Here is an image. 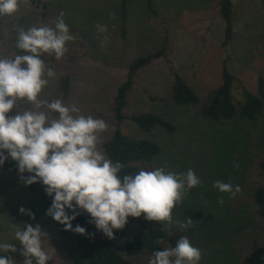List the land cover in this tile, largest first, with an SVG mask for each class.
I'll use <instances>...</instances> for the list:
<instances>
[{
	"label": "rangeland",
	"instance_id": "rangeland-1",
	"mask_svg": "<svg viewBox=\"0 0 264 264\" xmlns=\"http://www.w3.org/2000/svg\"><path fill=\"white\" fill-rule=\"evenodd\" d=\"M147 1L129 0L124 19L120 0H42L39 7L21 0L16 13L0 17V57L23 54L16 47L18 29L54 27L63 12L74 40L67 43V51L60 59L55 54L41 55L46 68L56 75L39 99L49 103L61 99L65 105L80 109L74 115L103 119L108 128L101 134L99 147L104 152L103 143L116 129L112 101L127 79L130 65L138 56L164 49L163 57L139 71L126 111L162 113L176 124L177 131L170 134L158 129L146 134L129 121L122 124V130L137 138L160 142L163 154L158 167L177 173L192 169L200 178L201 183L187 191L172 210L173 223H167L169 230L180 229L175 221H186L187 217L193 220L184 231L201 249L199 264H243L244 256L253 247H264V220L253 212L248 188L264 158V114L254 123L237 120L233 124H214L201 117L196 108L165 106L156 98L170 86L174 73L205 97L221 85L224 66L249 90L256 91L258 79L264 77V0H232L235 33L225 46V22L219 13V0H150L149 5ZM97 24L105 25L107 32L98 33ZM104 36L108 41L106 47H101ZM66 74L71 76V92L64 97L60 79ZM239 93L236 85L234 94ZM32 107L27 101L18 102L19 110ZM15 112L16 109L10 114ZM48 114L51 118L58 116L51 111ZM217 180L233 188L239 186L240 191L235 196L221 192L213 186ZM51 203L52 198L44 200L25 189L20 175L0 167V242L14 243L19 249L12 225L38 223L48 234L43 243L50 256L48 264H70L54 246L56 221L46 214ZM21 207L34 213L35 219L21 214ZM86 214L81 210L79 215ZM152 222L143 215L129 217L123 230L136 233ZM117 250L126 256L120 242ZM0 255L23 264L19 251ZM151 257L142 253L129 259L148 264Z\"/></svg>",
	"mask_w": 264,
	"mask_h": 264
},
{
	"label": "clouds",
	"instance_id": "clouds-1",
	"mask_svg": "<svg viewBox=\"0 0 264 264\" xmlns=\"http://www.w3.org/2000/svg\"><path fill=\"white\" fill-rule=\"evenodd\" d=\"M21 0H0V17L10 16L19 9ZM98 33H106L105 25H96ZM74 40L64 13L55 20V26H32L18 29L16 47L23 54L14 58L0 57V167L9 159L16 163L24 185L40 182L52 198L46 214L64 227L86 235L87 229L73 225L84 211L90 223L107 238L114 239V230L123 229L129 217L142 215L149 221L173 223L172 210L183 200L187 191L201 183L194 170L184 173L157 167L141 169L132 175L119 174L124 165L113 162L100 149L101 134L108 128L103 119L74 115L80 109L67 106L61 99L41 101L39 96L56 73L46 68L43 53L55 54L60 59L66 45ZM104 36L101 47H106ZM19 101L33 107L18 109ZM16 109L15 114H10ZM58 113L51 118L48 111ZM27 173L28 175H25ZM233 196L240 191L220 180L213 185ZM219 203L223 204V200ZM21 214L35 219V214L21 207ZM186 230L193 224L191 218L175 221ZM16 244L0 242V253H16L24 257L23 264H48L50 256L43 247L48 234L40 224H13ZM94 235V234H91ZM201 249L186 236L175 247L155 251L148 264H199ZM0 264H15L11 256L0 255Z\"/></svg>",
	"mask_w": 264,
	"mask_h": 264
},
{
	"label": "trees",
	"instance_id": "trees-1",
	"mask_svg": "<svg viewBox=\"0 0 264 264\" xmlns=\"http://www.w3.org/2000/svg\"><path fill=\"white\" fill-rule=\"evenodd\" d=\"M29 1L33 6L39 7L42 0ZM120 1L125 19L129 0ZM147 3L149 5L150 0ZM218 7L225 22L223 43L225 46L232 41L235 33L234 3L232 0H219ZM1 25L0 21V39ZM165 54L166 51L163 49L136 57L129 67L127 79L118 87L114 95L111 111L116 129L112 137L103 143V149L107 158L114 163L119 161L124 165L119 174L121 177L136 174L141 169L147 171L157 168L163 154L160 142L148 137L137 138L124 133L122 124L125 121L134 123L146 134L158 129L170 134L177 131L176 124L162 113L150 110L128 114L126 111L139 71ZM222 79L219 87L210 91L205 97H201L179 73H174L170 86L165 89L162 96L156 98V101L165 106L196 108L201 117L214 124H233L237 120L244 123L256 122L264 114V77L258 79L256 91L249 90L226 66L222 71ZM236 85L238 91L240 90L238 96L234 94ZM60 87L64 97H67L71 92L69 74L61 77ZM3 168L20 175L16 163L10 159L5 162ZM24 187L30 192L38 193L44 200L51 198L40 182ZM248 188L252 193L253 212L259 219L264 220V158L259 161L254 177L248 182ZM90 219V215L86 214L78 215L73 221L74 226L79 224L87 229L86 235L65 231L61 224L55 223L54 246L70 264H138L129 258L138 257L142 253L153 256L155 251L175 247L183 236L189 238L195 246L194 239L188 232L176 228L169 230L167 222L153 221L152 224L145 225L139 232L132 234L123 229L114 230L115 238L109 239L89 222ZM118 242L122 244L123 252L127 257L118 252ZM244 257L243 264H264V247L255 246Z\"/></svg>",
	"mask_w": 264,
	"mask_h": 264
},
{
	"label": "crops",
	"instance_id": "crops-1",
	"mask_svg": "<svg viewBox=\"0 0 264 264\" xmlns=\"http://www.w3.org/2000/svg\"><path fill=\"white\" fill-rule=\"evenodd\" d=\"M121 2V1H120ZM129 6V5H128Z\"/></svg>",
	"mask_w": 264,
	"mask_h": 264
}]
</instances>
